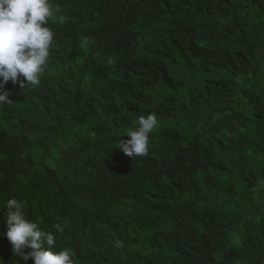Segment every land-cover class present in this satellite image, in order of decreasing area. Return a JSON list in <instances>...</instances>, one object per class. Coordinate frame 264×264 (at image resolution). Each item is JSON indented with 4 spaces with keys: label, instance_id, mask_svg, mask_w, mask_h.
<instances>
[{
    "label": "trees",
    "instance_id": "obj_1",
    "mask_svg": "<svg viewBox=\"0 0 264 264\" xmlns=\"http://www.w3.org/2000/svg\"><path fill=\"white\" fill-rule=\"evenodd\" d=\"M50 3L40 83L0 81V211L23 201L76 264H264V0Z\"/></svg>",
    "mask_w": 264,
    "mask_h": 264
},
{
    "label": "clouds",
    "instance_id": "obj_2",
    "mask_svg": "<svg viewBox=\"0 0 264 264\" xmlns=\"http://www.w3.org/2000/svg\"><path fill=\"white\" fill-rule=\"evenodd\" d=\"M59 24L68 21L58 4L50 0H0V81L20 83L21 87L38 85L48 65L54 47L55 32L49 21ZM112 64L111 58L107 61ZM23 77V80H21ZM10 103L8 94H0V105ZM155 113L138 118V127L130 128L121 140L119 149L127 156L141 157L148 153L150 134L157 127ZM4 232L0 238L12 245L11 255L24 264H76L68 250H55V233L45 231L40 224L27 217L24 202L9 198L3 204ZM0 211V212H2ZM12 264H18L14 260Z\"/></svg>",
    "mask_w": 264,
    "mask_h": 264
},
{
    "label": "rangeland",
    "instance_id": "obj_3",
    "mask_svg": "<svg viewBox=\"0 0 264 264\" xmlns=\"http://www.w3.org/2000/svg\"><path fill=\"white\" fill-rule=\"evenodd\" d=\"M263 187H264V184H263Z\"/></svg>",
    "mask_w": 264,
    "mask_h": 264
}]
</instances>
